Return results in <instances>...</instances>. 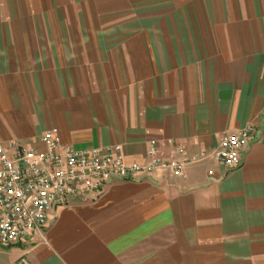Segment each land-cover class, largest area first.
Instances as JSON below:
<instances>
[{
    "label": "crops",
    "instance_id": "crops-1",
    "mask_svg": "<svg viewBox=\"0 0 264 264\" xmlns=\"http://www.w3.org/2000/svg\"><path fill=\"white\" fill-rule=\"evenodd\" d=\"M254 133L229 169L226 134ZM150 139L190 159L54 207L0 264H264V0H0V143Z\"/></svg>",
    "mask_w": 264,
    "mask_h": 264
},
{
    "label": "built area",
    "instance_id": "built-area-1",
    "mask_svg": "<svg viewBox=\"0 0 264 264\" xmlns=\"http://www.w3.org/2000/svg\"><path fill=\"white\" fill-rule=\"evenodd\" d=\"M254 126L226 134L215 150V159L226 168L241 164ZM42 147L0 143V245L28 242L45 231L54 207L73 198L100 193L114 180L135 179L157 169H170L183 177L190 159L185 147L173 139L166 152L150 139L141 160L128 161L121 143L76 149L62 143L58 128L46 129ZM15 264H30L22 256Z\"/></svg>",
    "mask_w": 264,
    "mask_h": 264
}]
</instances>
